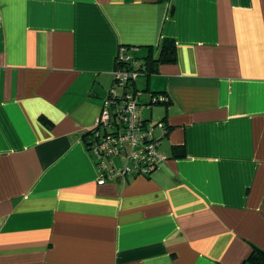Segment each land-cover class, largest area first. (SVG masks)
I'll return each instance as SVG.
<instances>
[{"label": "crops", "instance_id": "obj_1", "mask_svg": "<svg viewBox=\"0 0 264 264\" xmlns=\"http://www.w3.org/2000/svg\"><path fill=\"white\" fill-rule=\"evenodd\" d=\"M124 47L164 159L98 185L84 135ZM255 250L264 0H0V264H264Z\"/></svg>", "mask_w": 264, "mask_h": 264}, {"label": "built area", "instance_id": "obj_2", "mask_svg": "<svg viewBox=\"0 0 264 264\" xmlns=\"http://www.w3.org/2000/svg\"><path fill=\"white\" fill-rule=\"evenodd\" d=\"M133 51L127 47L120 49L112 85L103 99L96 124L86 133L85 147L94 159L98 185L116 176L148 177L164 159L154 133L157 128L165 131V127L162 123L152 125L142 117L140 111L145 106L139 103L131 87L138 77ZM167 100L160 93L151 96L153 104Z\"/></svg>", "mask_w": 264, "mask_h": 264}, {"label": "trees", "instance_id": "obj_3", "mask_svg": "<svg viewBox=\"0 0 264 264\" xmlns=\"http://www.w3.org/2000/svg\"><path fill=\"white\" fill-rule=\"evenodd\" d=\"M174 54H175V45L174 43H171V42H167L163 45L162 47V51H161V57L158 59V61H156V63L158 62H170V61H173L174 60ZM142 59H137V66L138 68H136V71L138 72V77L137 79L142 76V75H147L148 74V68L146 67V63H141ZM141 63V64H140ZM145 66V67H144ZM129 70H132V67L131 65H129ZM136 79V80H137ZM136 80H134L132 82V90L134 91L135 94H137V91L135 90V83H136ZM156 94V93H154ZM154 94H152L151 96H153ZM160 94H163L165 96L164 93H160ZM169 100H167L166 102H161V103H151V98H150V102L149 104L150 105H166L168 104ZM40 121L42 122V124H44L45 126L49 127L51 125V123L46 120L45 118L43 117H40ZM152 125H155V124H152ZM86 140H87V134L84 135V143L86 144ZM254 252H256V255H251L249 257V260L251 261H254V262H257L260 255L261 254H264V252L262 251H259V250H255ZM264 263V262H262Z\"/></svg>", "mask_w": 264, "mask_h": 264}, {"label": "rangeland", "instance_id": "obj_4", "mask_svg": "<svg viewBox=\"0 0 264 264\" xmlns=\"http://www.w3.org/2000/svg\"><path fill=\"white\" fill-rule=\"evenodd\" d=\"M139 80L137 79L136 82H138ZM139 84V83H138ZM140 103V102H139ZM141 104V103H140ZM154 106V107H153ZM152 107L155 108V105H153ZM142 117L144 118L147 114V109H143L140 111Z\"/></svg>", "mask_w": 264, "mask_h": 264}]
</instances>
